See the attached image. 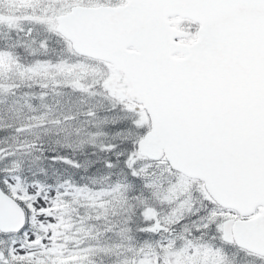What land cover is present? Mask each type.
Instances as JSON below:
<instances>
[{
  "label": "snow or ice",
  "instance_id": "snow-or-ice-1",
  "mask_svg": "<svg viewBox=\"0 0 264 264\" xmlns=\"http://www.w3.org/2000/svg\"><path fill=\"white\" fill-rule=\"evenodd\" d=\"M0 264H264V0H0Z\"/></svg>",
  "mask_w": 264,
  "mask_h": 264
}]
</instances>
